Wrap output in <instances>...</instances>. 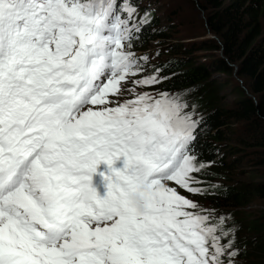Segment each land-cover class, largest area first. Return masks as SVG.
I'll list each match as a JSON object with an SVG mask.
<instances>
[{"label": "snow or ice", "instance_id": "obj_1", "mask_svg": "<svg viewBox=\"0 0 264 264\" xmlns=\"http://www.w3.org/2000/svg\"><path fill=\"white\" fill-rule=\"evenodd\" d=\"M154 11L0 0V264H239L231 214L178 191L222 188L201 179L197 105L144 90L170 78L136 51Z\"/></svg>", "mask_w": 264, "mask_h": 264}, {"label": "trees", "instance_id": "obj_2", "mask_svg": "<svg viewBox=\"0 0 264 264\" xmlns=\"http://www.w3.org/2000/svg\"><path fill=\"white\" fill-rule=\"evenodd\" d=\"M198 1L211 37L199 46L173 42L175 26L164 24L154 11L136 51L148 54L150 65L166 66L163 75L170 78L158 89L190 93L188 99L205 120L207 131L199 137L197 148L215 163L208 169L212 174L201 179L222 188L211 195L194 196L218 212L230 213L239 226L237 244L243 249L239 264H264V208H259L264 206V0ZM136 2L141 11L149 5L145 0ZM151 42L156 45L149 50ZM209 50L217 53L215 57L196 56ZM220 74L235 76L240 83L230 104L220 97L221 87L212 79ZM236 122L245 131L239 142L243 146L225 143L229 127ZM243 149H250L254 158H243ZM249 162L261 169L262 179L231 182L230 175Z\"/></svg>", "mask_w": 264, "mask_h": 264}, {"label": "rangeland", "instance_id": "obj_3", "mask_svg": "<svg viewBox=\"0 0 264 264\" xmlns=\"http://www.w3.org/2000/svg\"><path fill=\"white\" fill-rule=\"evenodd\" d=\"M147 3L151 4L152 8L155 9L157 16H160L161 21L167 26H175V31L171 35V39L173 42H182V43H192L195 42L199 45L202 44V40H206L207 37H211L205 12L201 10L198 4V0H146ZM172 20L173 22L171 23ZM155 42L150 43V48L155 47ZM215 57L217 54L215 51H199L196 54L197 57L203 58L204 55H208ZM205 58V57H204ZM215 82H218V86L221 87L220 97L226 100V103L230 104L236 99V94H234L237 90V86L240 84L235 76H227L225 74H220L214 78H212ZM144 90L147 91H155L159 90L155 85L151 87H146ZM245 137L244 128L239 123H234L229 127L226 136L225 143L232 144L236 146L241 145V141ZM241 156L246 160H251L254 158V155L251 154L250 149H243L241 152ZM98 166H106L108 169V165L105 162H101ZM255 165L252 162H249L247 166H241L239 169L237 168L235 172L230 175L231 182H249V181H259L262 179V172L259 167H254ZM114 167H121V158L116 160L114 163ZM259 168V169H258ZM227 184L231 182L226 181ZM182 194L188 196L191 199L198 201L201 205L206 208H210L206 202H202L198 200L194 195L186 192L183 189H178ZM250 208H254L251 206ZM263 209L264 206L261 205L259 207ZM259 209V210H260ZM254 211V210H251ZM218 214H225L222 211L217 210Z\"/></svg>", "mask_w": 264, "mask_h": 264}, {"label": "clouds", "instance_id": "obj_4", "mask_svg": "<svg viewBox=\"0 0 264 264\" xmlns=\"http://www.w3.org/2000/svg\"><path fill=\"white\" fill-rule=\"evenodd\" d=\"M135 201L138 203V205L142 208L143 207V200L138 196H134Z\"/></svg>", "mask_w": 264, "mask_h": 264}, {"label": "water", "instance_id": "obj_5", "mask_svg": "<svg viewBox=\"0 0 264 264\" xmlns=\"http://www.w3.org/2000/svg\"><path fill=\"white\" fill-rule=\"evenodd\" d=\"M236 73H237V69H236V71H235V74H236ZM248 96H251V95L248 94Z\"/></svg>", "mask_w": 264, "mask_h": 264}]
</instances>
